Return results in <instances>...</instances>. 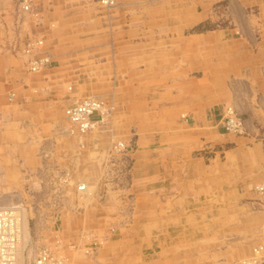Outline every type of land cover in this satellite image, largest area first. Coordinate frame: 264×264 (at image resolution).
Listing matches in <instances>:
<instances>
[{"label": "rangeland", "instance_id": "rangeland-1", "mask_svg": "<svg viewBox=\"0 0 264 264\" xmlns=\"http://www.w3.org/2000/svg\"><path fill=\"white\" fill-rule=\"evenodd\" d=\"M4 1L11 2V0ZM13 1L18 7L19 0ZM53 1V7L58 10L59 14L56 20H53L54 26L62 23L67 29L74 30L76 27L81 29L88 22L85 17L74 14L85 10V6L79 5L90 0ZM2 8L5 9V5ZM70 13H73L69 17L72 21H65L66 24H64L61 16ZM108 19L109 16L100 17L97 23L109 24ZM215 22L222 23L220 20L212 23ZM80 33L82 34L81 31ZM85 34L91 33L86 32ZM11 35L12 32L8 35L7 32L0 31V90L2 92L11 88L7 84L11 82L9 78L19 76L22 78V76L33 74L30 72L25 75L22 72L24 71L23 66L14 57L20 53L12 47L13 45H9L8 41H2ZM17 35L11 38H15L19 43L21 38ZM59 40L58 38L57 44L53 46L62 50L63 55L66 54L63 57L66 56V60L70 62L69 60L74 57H70L65 49L74 47V43L70 41L68 34L63 36L62 41ZM69 41L71 45L65 46ZM2 42L4 44L1 45ZM53 43L56 42L50 40L51 45L47 46L48 50ZM168 57L170 55L152 49L143 59L131 57L125 59V63L120 60L121 63H118L116 67L118 71L128 63L131 67H137L139 61H146L149 70L147 77L139 80L142 73L136 76L142 84L141 91L144 93L152 91L158 94L170 93L173 82L165 80L166 77L160 73V68L163 67L160 63ZM77 64L78 62L67 63L64 72L68 74L78 72ZM106 77L110 78V75ZM67 84H70L69 79L58 85L61 91L55 89L54 93L59 96L64 88L66 93L73 94L68 93L69 101L87 95L104 97L90 93L74 95L72 85L70 89H67ZM90 84L93 85V83L88 85ZM19 90L22 89L19 87ZM30 90L31 93L22 99L17 97L16 103H8L4 98L5 104L0 105L2 110L4 108L3 113L7 117L5 123L0 122V205L22 202L26 206L28 224H26L23 240L25 242L23 243L24 264H28L29 259L33 257L37 242L41 238L45 240L51 238L54 233L51 232V227L34 223L28 211L29 205L32 209L39 206L36 215L45 214L48 211V208H42L46 202L49 187L48 175H56V171L46 169L45 164L49 162L45 160L43 152H47L49 158L52 159V164L55 163L53 159L60 164H66L65 152L68 155L75 152V142L71 136L67 135L66 143H62L65 139L63 137L65 132H61L60 129L65 123L61 116L62 103L56 102L55 104L51 95L45 97L37 91ZM22 91H27V89ZM16 94L20 95L18 91ZM2 96L5 97V93ZM114 98L115 102L110 99L115 106L109 119L110 129L88 132L84 137V147L77 151L78 156L73 155L74 160L71 161L75 167L74 178L86 181L92 190L97 185L99 186L98 176L103 168L100 160H102L103 150L109 140L115 138L128 140L130 151L135 146V135H141L144 145L150 142V146H155L152 142L156 138L159 142L168 139L161 127L155 128L156 121L165 124L167 127L164 130H167L169 134L183 128V122L179 121L177 112L168 111L156 114L153 109L139 112L136 107L129 112L123 110L122 102L125 98L120 100L116 95ZM8 105L13 107V113L10 116L6 114ZM151 108L154 106L152 105ZM96 136L99 138L98 141L95 139ZM250 141H257L258 155L248 148L242 152L226 150L228 145L233 144V141L213 142L212 139L206 138L199 141L198 137L194 136V148L190 154L201 162L212 164V168H208L209 173L204 176L196 178L194 174L195 178L192 179H187L188 175H185L186 165L183 156L176 155L173 151L168 157L163 151L155 154V166H153L155 169H152L157 171L162 167L165 170V176L161 178L162 181L157 191L151 190L150 196L143 192L133 194L131 191L130 194V189L127 190V187L132 185L129 178L132 161L128 156L130 152L112 156L110 166L113 178L110 190L106 194L98 193L84 197L82 200L78 199L77 209L72 212H63L60 216L58 212L55 216L52 229H57V225L61 223L63 226L59 225V227L63 228L58 233L60 232L59 234L63 236L66 233L65 237L74 238L79 230L100 235L108 225L114 226L112 236L98 245L92 253L85 254L80 249L70 250L71 264H135V261L140 260V248L143 251H152L160 247L161 250L166 251L169 262L172 260L178 264H240V261L250 254L252 244L259 243L264 248V201L257 197L251 189V183L259 173L260 178L264 177V126L256 129ZM138 144L141 142L137 139ZM61 147L64 150L63 153L59 152ZM213 160L219 162L220 167L214 166ZM132 194L134 197L130 198ZM72 197L73 195H70L64 201L68 202L72 200ZM145 200L149 201L152 206H158L157 213L160 215L154 213L153 210L147 213L149 218L157 215L158 220L151 219L147 223H141L140 218L143 214L140 212V205ZM123 210L124 213L127 212V215L122 213ZM129 217L133 221H130V224L127 223L129 225L122 224V220L126 221ZM36 229L38 235L34 236ZM151 232L155 235L151 241H148L152 237ZM139 233L141 236L138 235ZM261 264H264V249Z\"/></svg>", "mask_w": 264, "mask_h": 264}, {"label": "crops", "instance_id": "crops-1", "mask_svg": "<svg viewBox=\"0 0 264 264\" xmlns=\"http://www.w3.org/2000/svg\"><path fill=\"white\" fill-rule=\"evenodd\" d=\"M2 1L0 31L7 32L8 35L12 32L11 37L18 34V37L24 38L33 29L27 11L21 13L13 0ZM53 2L32 0V4L40 9L42 14L44 49L50 55V66L39 71H30L26 69L24 55L14 56L23 66L22 72L25 75L30 72L33 74L22 78H9L11 82L7 84L11 88L3 92L0 90L3 95L5 93V97L0 93V105L5 104L4 98L8 103H16L17 97L22 99L29 95L32 89L45 97L51 95L55 104L62 103L64 106L70 102V95L73 94L68 92L69 95L64 88L59 96L54 92L55 89L61 91L58 85L69 79L74 95L90 93L112 99L113 102L116 95L120 100L125 98L122 102L123 110L129 112L135 107L139 112L147 111L146 109H153L156 114L177 112L179 121L183 122V128L177 132L169 134L164 130L167 127L165 124L160 121L154 123L155 128L159 126L163 129V134L168 137L166 141L159 142L156 138L152 142L155 146H150V142L144 145L142 136L135 135V146L128 150V156L132 160L129 177L132 185L127 187L130 194L131 191L133 194L143 192L150 196L151 190L157 191L161 178L165 176V170L162 167L154 170V157L162 151L166 152L167 157L172 151L183 156L187 179L209 173L208 168H212V164L201 162L190 154L194 148V136H197L199 141L205 138L212 139L213 142L233 141L226 150L242 152L248 148L258 155V143L251 142L250 138H253L256 129L264 126V0H118L117 4L109 9L99 6L95 0H90L79 5L85 6V10L74 14L85 17L88 22L83 24L81 29L76 27L74 30L67 29L62 23L53 25V20L59 15L58 10L53 7ZM4 5L5 9L2 8ZM71 14L73 13L61 16L64 24L65 21H72L69 18ZM105 16H109V24L97 23L100 17ZM218 20L222 23H212ZM86 32L91 34L86 35ZM67 34L74 43V47L65 49L70 57H74L70 62L66 60V56L63 57L66 54L63 55L62 50L53 46L57 44L58 38L62 41L63 36ZM11 37H5L2 41L6 40L10 45L16 41ZM50 40L56 43L48 50ZM70 41L65 46H68ZM152 49L170 55L160 63L163 66L160 73L166 77L165 80L173 82L170 93L141 91L142 84L136 76L142 73L139 80L147 77L149 70L146 61H139L137 67H131L128 63L123 65L122 70L117 71L116 66L121 63L120 60L125 63V59L131 57L143 59ZM73 62H78V72L65 73L66 64ZM106 75H110V78ZM89 83L93 85H88ZM19 87L27 91H20ZM224 104H231L235 113L243 118L244 127L241 133L222 129L220 120ZM152 105L154 108H151ZM6 107L8 113H5L10 116L13 107ZM3 111L4 108L2 110L0 107V122L5 123L7 117ZM61 116L63 119L62 109ZM63 135L65 139L62 143L65 144L68 134ZM95 138L98 141V136ZM137 139L141 144L137 145ZM60 149L59 152L64 151L62 147ZM67 163L70 162L67 160ZM212 163L218 167L221 165L215 160ZM259 175L260 173L251 183V189L253 183L264 180V177L260 178ZM98 191L97 185L96 192ZM133 194L130 198L134 197ZM255 195L259 197L256 193ZM152 210L160 215L157 213L158 206H152L147 200L141 203V223L159 219L157 215L151 218L147 216ZM66 211L73 210L67 209L64 212ZM128 213L130 215L131 210ZM124 214L127 215V212ZM130 221H133L130 217L126 221L123 219L122 224H130ZM59 225L63 226L61 223ZM62 228L59 227L58 231ZM151 234L152 237L148 241L154 238V232ZM138 235L141 236L140 233ZM164 251L161 247L152 251H143L140 248V260L135 261V264H178L172 260L169 262Z\"/></svg>", "mask_w": 264, "mask_h": 264}, {"label": "built area", "instance_id": "built-area-1", "mask_svg": "<svg viewBox=\"0 0 264 264\" xmlns=\"http://www.w3.org/2000/svg\"><path fill=\"white\" fill-rule=\"evenodd\" d=\"M99 6L112 7L118 0H95ZM18 9L21 13H26L30 17L32 30L20 40L10 43L20 54L25 56L26 69L30 71H39L50 66V55L43 49L44 36L41 25L42 14L40 9L32 4V0H19ZM52 23H50L51 25ZM16 42V43H15ZM67 89L71 88L67 84ZM115 110L113 102L109 98L85 96L73 99L62 108L64 125L61 130L74 138L75 152L65 153V158L70 163L60 164L58 161L52 164L47 152H43L47 170L56 171V175L49 174V187L47 188L46 202L42 208H48L45 214L36 215L37 208L32 209L28 206L29 216L37 225H47L54 232L52 237L45 240L41 238L35 245L33 257L29 259L28 264H71L70 250L80 249L85 254H90L94 249L103 243L114 231L113 225H108L100 235L90 231H81L75 237H65L58 233L57 229H52L55 223V216H59L65 210H75L78 208L77 200L93 194H106L110 190L112 182L111 157L124 154L128 151L129 142L122 138L109 140L103 150L100 160L101 173L98 176L99 191L96 187L88 189L87 182L82 179L74 178V168L71 163L73 155L78 156V150L84 147L83 135L88 132L105 131L110 129L109 119ZM220 125L224 131L241 133L244 127L243 118L235 113L232 105L223 106V114ZM96 139V138H95ZM62 156V157H64ZM48 158L50 160H48ZM55 177V178H54ZM51 178L53 180L51 181ZM98 182L96 184H98ZM253 191L264 201V180H259L252 184ZM73 195L72 200H64ZM26 206L22 202H13L0 205V264H19L17 253L20 238L22 235L23 221L26 218ZM39 211V210H38ZM31 212V213H30ZM33 217V218H32ZM59 219V217H58ZM28 224V221H27ZM37 229L35 235L37 236ZM80 241L81 243H79ZM263 247L259 243L252 244L250 254L240 261V264H261L263 258Z\"/></svg>", "mask_w": 264, "mask_h": 264}, {"label": "bare ground", "instance_id": "bare-ground-1", "mask_svg": "<svg viewBox=\"0 0 264 264\" xmlns=\"http://www.w3.org/2000/svg\"><path fill=\"white\" fill-rule=\"evenodd\" d=\"M103 8L109 9L111 7H103ZM43 49H44V41H43ZM92 97H94V96H92ZM86 134L83 135V140H84V137H85ZM72 140H73V142H75L74 138H72ZM26 224H27V221L24 219L23 228H22V235H21V238H20L19 247H18V253H17V261H18L19 264H24V258L23 257H24L25 252H24L23 243H25V242L23 240L25 239V231H26V227H27Z\"/></svg>", "mask_w": 264, "mask_h": 264}]
</instances>
